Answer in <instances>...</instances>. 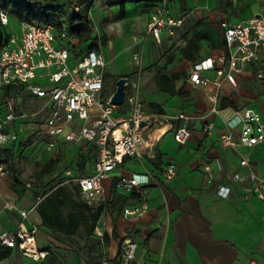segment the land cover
<instances>
[{
	"label": "crops",
	"instance_id": "0c3cea01",
	"mask_svg": "<svg viewBox=\"0 0 264 264\" xmlns=\"http://www.w3.org/2000/svg\"><path fill=\"white\" fill-rule=\"evenodd\" d=\"M213 2H207L205 7H214L215 2ZM95 4L96 27L98 28V25L107 19L106 32L110 30L115 32V16L119 14V5L114 3L105 7L97 2ZM179 4L152 6L154 10L152 14L140 5H127L126 18L123 19L130 20L131 28L128 29L127 39L113 34L106 38L105 44L102 45L108 61L107 71L116 78V81L122 77L133 78L137 75L138 61L135 60L137 54L134 53V46L138 45L137 48L141 51L143 49L144 52L149 51L152 39L150 37L146 39L144 36H138L139 39H136L137 36H133V32L138 35L139 30L147 27L148 17L152 18L159 11H164L165 17L182 16ZM201 6L203 10L204 7ZM233 6L232 4L231 7ZM190 8L191 4L188 0L187 9ZM263 9L264 0H243V7L237 17L223 20L236 24L244 16L258 15ZM111 12L116 14L112 15ZM212 22L214 24L216 21ZM221 23L222 21L220 25ZM179 29L176 28L172 34L166 32L164 37L170 35L179 38ZM112 38H116L114 40L116 47L111 50L115 51V54H111L109 50ZM180 38V43L184 42L185 45L175 51V57L162 61L161 68L154 66L153 61L147 60L138 78L145 111L160 112L170 116L186 113L193 117L190 123L191 138L185 145H181L174 139V130L169 131L156 147L154 157L143 160L126 157L124 162L112 172L111 177L104 182L105 200L95 206L96 209L102 208L97 227L103 232V236L107 235L109 238V246L102 247L103 264H124L126 240L138 244L136 260L132 264H264V200L260 198V194H264V186L261 191H255L258 179H264V142L254 147L239 146L237 149L221 145L220 135L225 130L224 123L220 117L211 114L213 103L206 94V90L217 92L219 106L226 111L252 108L264 115V95L260 91L261 80L256 78L254 67L248 65L244 72L238 75L235 85L223 80L219 88L214 84L207 89L193 86L188 81L193 65L207 59H218L227 52L226 45L222 43V38L225 39L224 32L218 33L211 25V28H204L200 35L192 29L186 35L182 34ZM105 47L108 49L106 50ZM186 51L190 52L189 56H196L197 60L193 62L185 59ZM220 66L217 60L215 68L205 71L203 75L213 82L218 80L217 69ZM162 75L169 77L178 75L175 81L177 95L160 91L158 81ZM1 108L0 115L3 116ZM206 122H213L215 125L211 135L203 131ZM172 124L177 128L181 122L173 120ZM14 125L19 137L20 133L26 132L27 129L32 131L26 135L24 141L18 140L1 154L6 166L8 164L5 159H10L11 155L18 165L19 156L27 157L38 151L33 142L39 129L37 120L20 119ZM238 136V132H235V139H238ZM41 139L44 148L38 153L39 157L49 152L46 150L49 148L47 139L42 134ZM80 148L84 149V154L90 151L94 153L91 161L81 165L83 171L87 173L79 177L82 178L94 172V163L98 158L97 149L87 143H67L63 138H58L55 147L58 153ZM245 158L249 163L242 166L241 161ZM169 164H176L178 176L166 182L164 171ZM207 167L213 173V180L209 178ZM7 169L8 175L0 182L5 183L6 190V193L0 190L2 195L0 234L14 231L21 226L37 227L38 244L49 252V256L42 263L33 261L34 263L87 264L83 252V249H86L85 245H91L92 241H98L103 236L88 237L84 228H80L74 236L51 230L43 226L38 206L31 211L27 219H22L15 212H2L8 200H15L22 209L31 210L39 198L36 197V192L30 191V188L25 190L21 188L22 185L14 186L10 178L9 166ZM136 174H147L151 177L148 186L134 190L141 195L142 201L148 202L149 210L142 217L127 218L123 215V209L140 202L131 198L133 192L126 193L117 189L116 182L121 175ZM221 187L231 189L229 197L223 198L217 194ZM118 196L127 199L125 205L112 207ZM5 250H10L12 255L21 254L18 250L0 247V252ZM119 253H122L121 257Z\"/></svg>",
	"mask_w": 264,
	"mask_h": 264
},
{
	"label": "built area",
	"instance_id": "2783aa9c",
	"mask_svg": "<svg viewBox=\"0 0 264 264\" xmlns=\"http://www.w3.org/2000/svg\"><path fill=\"white\" fill-rule=\"evenodd\" d=\"M71 8L76 11L79 9L77 5ZM0 22L8 28V36L0 45V108L4 113L0 115V182L9 173L1 154L19 140L14 124L27 116L19 114L13 94V91L20 89L27 91L34 100L43 102L47 116L42 124L46 131L40 127L38 131L47 139L49 149L58 153L55 149L58 138H63L67 143H87L97 149L94 172L90 176L72 180L79 186L81 200L91 207L105 200L104 182L126 157L136 160L154 157L156 147L172 130L178 144L185 145L191 138L190 123L193 117L186 113L170 116L145 111L138 78L141 69L135 77L127 78L124 104L113 105V94L109 95L106 88L108 61L102 45L95 49L85 45L79 47L78 41L71 35L72 26L67 21L62 20L59 30L53 24L38 25L26 20L12 22L10 14L1 9ZM183 22L181 15L165 17L164 11H159L151 18L148 33L157 43H162L165 33L172 34ZM221 26L227 52L218 59L194 64L188 81L195 87L206 89L211 84L221 87L223 80L235 85L238 75L248 65L254 67L258 80H264V9L258 15L244 16L236 24L223 20ZM217 60L221 64L217 69L219 78L213 82L203 73L214 69ZM137 65L140 66L139 63ZM17 86L21 88H15ZM8 89L12 90L9 95ZM206 94L213 103L211 114L220 117L224 123L225 130L220 135L221 145L237 149L239 146L254 147L264 142L262 113L252 109L226 111L219 106L217 92L206 90ZM173 120H179L180 126L173 127ZM214 130L213 122L203 125L207 135H211ZM235 132L239 134L238 139L234 137ZM248 163L246 158L241 161L242 166ZM207 171L210 180H213L209 167ZM177 176L176 164H169L164 171L165 181L170 182ZM150 178L147 174L121 175L116 187L132 193L148 186ZM263 186L264 179H258L255 191H261ZM28 188H31L30 185ZM230 192V188L221 187L217 194L227 198ZM260 198L264 200V194L261 193ZM41 200L39 197L31 210L22 209L15 200H8L2 212H15L22 219H27ZM148 210V202L143 200L125 207L123 215L127 218L142 217ZM95 235L102 237L103 232L96 227ZM37 236V227L21 226L0 234V247L18 250L24 257L42 263L48 258L49 252L39 246ZM125 244L123 263L132 264L136 260L138 244L131 240H126Z\"/></svg>",
	"mask_w": 264,
	"mask_h": 264
},
{
	"label": "trees",
	"instance_id": "16d2710c",
	"mask_svg": "<svg viewBox=\"0 0 264 264\" xmlns=\"http://www.w3.org/2000/svg\"><path fill=\"white\" fill-rule=\"evenodd\" d=\"M37 0L35 3H26L24 0H0V10H6L11 17V21L26 20L34 24H53L58 30L62 27V20L67 21L72 26L71 35L78 41L79 47L87 46L89 49L99 48L101 41L94 36V21L91 16L93 0ZM180 3L181 14L187 15L188 0H178ZM119 5V16L121 19L126 18V8L128 4H137L142 7L157 6L168 4L169 0H116ZM77 5L76 11L71 8ZM231 7L232 3H228ZM7 27L0 22V45L8 36ZM164 37V36H163ZM105 41V39H104ZM223 45L226 41L222 38ZM194 51V50H193ZM191 52V54L193 53ZM190 52L184 53V58L190 61H196V56H189ZM178 75H162L159 78L158 86L160 91L177 95L175 81ZM119 79H117L118 81ZM117 86L114 88L116 91ZM12 90L8 89L7 95ZM10 169V178L14 186H21L20 169L16 164L15 158L11 155L10 159H5ZM54 167V162H49L44 169L36 172V177L42 180L44 175L49 173ZM36 197L42 200L38 205V212L42 219L43 226L64 233L67 236H74L80 228H84L88 237L95 236V228L101 214L102 208H95L87 205L81 200L78 184L74 185L73 181L58 182L52 181L43 185L40 191L35 193ZM131 198L138 202L142 201L141 195L133 192ZM127 199L118 196L113 202L114 205L123 207ZM109 238L104 235L98 241H92L91 245H85L83 252L86 256L87 264H103L104 252L102 247H108ZM104 244V245H103ZM85 250V251H84ZM10 250L0 252V262L11 257ZM122 253H119L121 257ZM117 260L114 261L116 263Z\"/></svg>",
	"mask_w": 264,
	"mask_h": 264
},
{
	"label": "rangeland",
	"instance_id": "374dc122",
	"mask_svg": "<svg viewBox=\"0 0 264 264\" xmlns=\"http://www.w3.org/2000/svg\"><path fill=\"white\" fill-rule=\"evenodd\" d=\"M65 0H61L60 2L63 3ZM191 4V8L188 9L187 15L183 16L185 18L184 25L182 27H179L178 30L180 33L179 38L172 37L170 35L165 36L162 39V43H157L153 37L148 33L149 24L151 21V16L148 17V24L146 28H143L142 30L138 31V35L133 32V36H137L136 39H139V37L144 36V38L147 39V37H150L152 39L151 44H149V51H145L144 49L141 51L139 50L138 45L134 46V53L137 54V58L135 57V60L138 61L140 66H137V71L139 69L144 68V63L147 62V60L153 61L154 66L161 68V62L167 61L169 57H175V51L179 47H183L184 42L181 44L180 40L183 35H186L189 31L192 29L195 30V33H200L203 31V29L209 27L211 28V25H213L217 32L220 34H223L224 30L220 25V22L223 21L224 18L231 20L233 17H237L238 12L241 11L243 7V0H189ZM215 2L214 7H205L207 2ZM100 3L103 6L112 5L116 2V0H93V7L91 10V16L94 21V8L95 3ZM213 2V3H214ZM179 4L178 0H169V4ZM228 3H232L234 6L230 7ZM202 5V6H201ZM204 5V6H203ZM105 6V7H106ZM201 7H204L203 10H201ZM213 6V4H212ZM180 7V4H179ZM152 6L145 7L144 9H148L150 11V14L154 12L152 9ZM200 8V9H199ZM221 10H224L221 11ZM202 11V12H200ZM112 15L116 14L115 12H111ZM125 19V18H124ZM133 19V18H132ZM115 28L116 31L110 30V34H108L106 31H108L107 27V19H104L99 27H96L95 21V27H94V36H96L99 41H101V45H104L105 41L104 39L108 38L111 35H115L119 38L127 39V34L129 33L128 29L131 28L129 26L130 20H123L120 18L119 14L115 16ZM216 21L213 22L212 21ZM114 22V21H113ZM101 35V36H100ZM139 36V37H138ZM187 38V37H186ZM116 38L111 39V46H109V50L111 54H115V51H111L112 49L116 47L115 40ZM187 40V39H185ZM150 43V42H149ZM181 45H180V44ZM59 45V44H58ZM57 45V46H58ZM106 50L108 47H105ZM145 48V47H144ZM136 49V50H135ZM261 93L264 95V80H261ZM117 86V81L114 76L111 75V73L107 74V82H106V88L108 90V94L112 95L114 93V88ZM15 88L20 89V86H17ZM16 104L18 106V112L19 114H26V118H31L37 120V127L39 126L43 131H46L45 126L42 124L44 122L45 117L47 116V111L43 109V102L41 101H35L27 91L25 90H18L13 91ZM252 109V108H251ZM255 111H258L257 109H252ZM38 129V128H37ZM32 131V130H31ZM30 129H27L26 132H21L19 137V142L24 141L26 138V135L31 132ZM39 132V131H38ZM36 133V135L33 138V142L36 144V151L37 153L34 154V152L31 155H28L27 157L19 156L18 158V165L20 169V177L22 181L21 188H25V190L28 189V185H30V191L32 192H39L41 187L45 185L46 183L52 181L53 179L57 180L58 182L63 181H69L73 179H77L83 175H86L87 173L83 171L82 164L86 161H91L92 157H94V153L91 151L88 154H84V149H77V150H66L61 151L59 153H55V151L47 152L45 155H42L41 157L38 156V153L42 151V148H44L43 143L41 142V134ZM29 143V142H28ZM36 155V156H34ZM54 162V167L52 170L44 175L42 180H39L36 177V172L44 169V167L49 162ZM10 180V178H9ZM74 185L76 186V182L73 181ZM5 183H0V190L3 193H6ZM11 185L12 182H11ZM0 192V198L2 197ZM3 264H36L33 261L25 258L21 254H13L11 258L4 261Z\"/></svg>",
	"mask_w": 264,
	"mask_h": 264
},
{
	"label": "water",
	"instance_id": "95a60500",
	"mask_svg": "<svg viewBox=\"0 0 264 264\" xmlns=\"http://www.w3.org/2000/svg\"><path fill=\"white\" fill-rule=\"evenodd\" d=\"M128 79L122 77L117 81L116 91L111 96V103L115 106H122L125 102V88L127 85Z\"/></svg>",
	"mask_w": 264,
	"mask_h": 264
}]
</instances>
